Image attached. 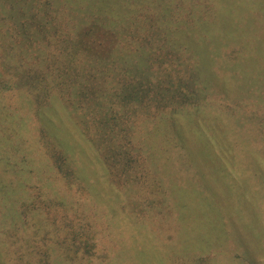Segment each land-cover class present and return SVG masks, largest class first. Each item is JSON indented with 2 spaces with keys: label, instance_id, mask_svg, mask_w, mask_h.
I'll return each instance as SVG.
<instances>
[{
  "label": "trees",
  "instance_id": "1",
  "mask_svg": "<svg viewBox=\"0 0 264 264\" xmlns=\"http://www.w3.org/2000/svg\"><path fill=\"white\" fill-rule=\"evenodd\" d=\"M119 2L116 11L111 0H0V232L16 264H52L50 243L70 261L114 264L115 251L148 235L170 263L169 245L187 234L160 176L166 124L181 177L191 171L207 194L199 174L216 162L230 181L213 196L221 213L264 201V0ZM217 13L233 21L226 36L209 25ZM15 110L31 115L39 148L3 124ZM113 217L126 219V235ZM22 242L44 248L43 263L20 253ZM194 257L174 254L179 264Z\"/></svg>",
  "mask_w": 264,
  "mask_h": 264
},
{
  "label": "rangeland",
  "instance_id": "2",
  "mask_svg": "<svg viewBox=\"0 0 264 264\" xmlns=\"http://www.w3.org/2000/svg\"><path fill=\"white\" fill-rule=\"evenodd\" d=\"M214 1L218 3V5L220 4V0ZM111 3H113V7L116 9V11H118L119 9L117 8H119L120 6L119 0H111ZM211 7L215 8L213 3ZM216 8H218L217 5ZM231 22L233 21H229L228 18H225V16L217 13L214 21L209 22V25L212 29L218 32H220L221 27L222 31L220 35L226 36L227 33L225 31V28L228 29V24H230ZM218 40L222 41L223 39L220 38V36H215L207 39L206 43L208 41H211L209 42L210 44L218 45L220 43H218ZM208 54H206V56H208ZM210 64L211 63L206 64V66L204 67L205 71L214 78L216 87L218 85L217 89H220L221 91L222 81H220L217 77L220 69H218L216 65H214L212 68H210L209 71ZM10 102L11 106H13L14 109L16 107H20L18 101L12 100ZM4 106H7L6 102H0V114L2 113L1 107ZM59 110L61 109L59 108ZM6 115L10 117L5 118V115H3V124L5 122L8 129L13 130L15 132V136H18L21 138V140H23L25 146V142H28L27 150H30L31 147L36 149L38 144L36 134L34 133L35 131L33 132V128L31 125L33 122L30 117L31 115H25L24 113L22 114L20 110H15V113L13 112L12 114L6 113ZM49 117H51V115H49ZM55 118L56 119H53V124H56L58 126L59 123L57 121V117ZM203 121L204 120H201V122ZM209 124L210 121L208 122V125ZM204 128L206 129L207 126L204 125ZM71 132L72 134L76 133L74 130H71ZM215 132L216 131H214V133ZM195 134H192L190 138L188 137L189 141L194 142L198 139L197 135ZM163 135L167 142L165 146L166 153L169 158V170L165 174H160V176L165 188H167L168 190V198L174 200V203L172 204L177 206L179 203H181V205H183L182 207L176 208L179 211V216L176 217V222L182 224V226L184 227L182 232H186L185 234L187 235L182 236L178 240V243L174 244L175 246L169 245L170 253L172 256L170 263H166L163 257V253H161L160 250L156 249L157 247H155V235H148L147 237H144L143 242H141L139 238H137L138 242L133 243V241H131L130 239V242L132 243L128 242V250H125L124 248H121L120 251L114 250L115 252H113L115 256L119 257V259L114 260V264H179L178 260L174 259V254L177 250L189 256L192 255L195 257H207L209 259V264H264V215H260V212H263L261 210L263 209L261 207L264 205V203H262L263 199L259 200L258 198L255 199L253 197L245 198L246 202L241 203L243 206L245 205L248 210L243 209L242 215L237 214L236 217L230 218L223 212L221 213V211L218 209V207H220V202L216 203L213 196L217 193L220 194V190H223L222 187L230 183V181L225 178L226 176H224L222 172H220L219 164H216V162L212 164L204 163L205 167L203 168V174H199L200 179H202L204 182L207 181L210 183L209 189L207 191L208 193L206 194L205 190L198 188L192 182L191 171L188 173H184V177L180 176L175 163L172 161L173 152L176 149L175 145H177V139L172 136L171 129L167 126V124L163 128ZM211 150H218L220 152L221 149H218L217 146H215V148H211ZM41 159L43 160V156H41ZM191 169L193 171L195 170V168L193 167ZM98 170V175H100L101 172ZM227 170L229 171V173L232 172L230 167H227ZM246 174L249 175L250 173L247 172ZM49 187L53 190L52 185H50ZM109 191H111V187L109 186L108 189V187L105 186L104 193L108 194ZM113 192L116 193L114 190ZM7 193L8 190H4V187L2 186L0 191V202L2 205L3 203L1 197L3 194ZM113 219L119 221V225L121 228L119 229L122 230L126 235V228L124 226L126 219H124L125 221H120L119 217H113ZM228 222L230 223V225L228 224ZM29 231L32 230L29 229ZM18 245H20V253L25 252L26 258L30 262L34 260L37 261L39 259L42 261L40 262L43 263L44 259L41 257V252L42 249H45L40 245L39 248L41 249H39L33 243L29 246L28 243ZM161 246L162 245H160V247ZM29 247H32L33 250ZM48 249L51 252L49 259L52 264H111L110 260L107 259L103 260L100 258L99 260H95L82 258L80 256L70 261L68 255L64 253L60 245L55 243H50L48 245ZM15 250L16 249L14 247L5 246L3 233L0 232V264H16V258L14 254ZM6 253L12 255L11 260ZM194 258L193 260H188L187 262L190 264H195Z\"/></svg>",
  "mask_w": 264,
  "mask_h": 264
}]
</instances>
